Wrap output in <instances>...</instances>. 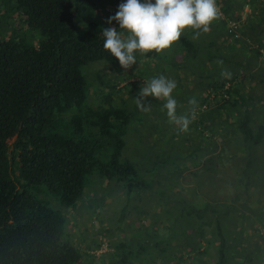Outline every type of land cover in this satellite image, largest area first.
Here are the masks:
<instances>
[{"label": "trees", "instance_id": "obj_1", "mask_svg": "<svg viewBox=\"0 0 264 264\" xmlns=\"http://www.w3.org/2000/svg\"><path fill=\"white\" fill-rule=\"evenodd\" d=\"M115 1L4 0L2 4L6 19L16 20L20 26H0V264H83L91 254L89 247L81 248L71 239L61 208L75 207L95 170L107 180H115L128 197L138 189L151 187V180L140 176L129 157H122L130 111L114 106L116 96L112 93L96 108L85 104L89 86L83 66L103 60L116 64L119 72L124 69L103 47L104 28L122 30L115 20L107 23L118 10ZM255 1L247 0L248 4ZM216 2L227 33L238 39L241 28L237 37L228 32L229 20L240 22L230 14L231 0ZM180 41L190 46L186 38ZM260 53L257 44L253 54L259 57ZM255 60L246 58L249 64L243 72L251 66L260 67L253 64ZM119 77L123 79L113 83L117 90L125 87H119L125 78ZM233 81L231 76L210 84L212 91L198 100L195 127L189 119L195 106L185 115L191 131L197 133L195 152L207 153L210 147L199 142L211 138L222 156L239 163L233 171L234 195L223 202L227 199L210 201L204 194V207L196 208L183 192L169 191L167 199L173 204L169 203L166 213L154 214L153 234L138 231L130 235L133 243L138 236L152 238L149 245L139 244L138 250L146 251L145 245L150 248L151 258L139 264H185L183 260L173 261L183 259L184 254L193 258L192 264H201L202 255L209 249L217 257L214 264H226L228 238L224 228L232 213L249 211L264 227V167L256 155L264 145V98L245 90L248 97L244 100ZM215 135L222 138L220 144ZM162 190L155 191L158 198L164 196ZM241 216L249 217L245 213ZM157 223L166 233H160ZM208 227L213 230L206 233ZM104 231L112 234L108 228ZM109 245L115 252L107 264L135 263L127 261L132 251L123 250L124 242ZM99 246L100 242L95 244V248ZM262 248L264 241L257 251Z\"/></svg>", "mask_w": 264, "mask_h": 264}, {"label": "rangeland", "instance_id": "obj_2", "mask_svg": "<svg viewBox=\"0 0 264 264\" xmlns=\"http://www.w3.org/2000/svg\"><path fill=\"white\" fill-rule=\"evenodd\" d=\"M3 2L4 0H0V19L3 20L0 26L12 23L19 27L20 23L16 20L10 22L6 19L7 15L2 6ZM215 24L216 32H219L220 35H226L224 23ZM125 34L128 35V32L125 31ZM177 44L180 43L177 42ZM136 56L144 62L149 59L147 53L143 55L136 53ZM150 61L156 64L153 69L158 73L154 76L149 74L150 70L148 68L143 69L140 76L137 72H131V67L119 72L116 70V64L103 60L91 61L82 68V73L89 86L86 105L96 108L102 105L101 101H103L104 96L112 93L116 96L113 105L130 111L129 124L124 136L126 146L122 150V157H129L128 160L137 167L140 176L151 180L149 189H138L128 197L125 194V189L115 180H107L95 170L90 175L92 182L87 185L83 198L75 207L71 210L61 208L68 221L67 230L71 234V239L81 248L86 249L89 247L88 253L91 254L82 261L83 264H107L112 259L111 253L115 252L113 247H110V242L113 244L117 242L125 243L126 246L123 250L132 251L127 258L129 262L139 264L143 260H151L149 256L150 248L146 245L150 244L149 239L152 238H139L138 236L133 243L134 239L130 235L133 232L138 234V231L139 233L144 231V233H148V236L153 234L151 231L154 226V214L156 212L166 213L169 203L170 205L173 204L167 199V194L171 190L172 192L177 190L180 193L183 192L185 197L189 199L187 200L188 203L191 199L192 205L196 208L204 207L207 197L210 201L216 198H226L227 200H223L224 202L234 195L233 171L239 163H235L233 158L222 156L218 149L213 147L215 144L211 138L205 142H199L202 145L205 144L206 147H210L207 153L195 152L194 144L197 140V133L191 131V126L195 127L197 123L199 108L197 107L198 101L195 105H192L189 100L195 97L196 89L189 90L185 85L177 84V88L172 93L178 101L176 108L178 117H186L185 114L195 106L191 110L192 116L189 117L192 125L188 124L186 130L181 124H177L168 118L167 111L163 107L166 101L162 99L148 97L150 111L147 112H143L137 107L135 100L139 90L145 86L139 80L146 79L145 83H148L154 77L164 76L163 73H159L158 68L164 61L172 65L168 71L170 76L179 65L178 55L174 48L161 51L156 58ZM255 73L254 79H257V81L264 80V76H261L262 71ZM125 75H128L126 77L133 75V77H138V80L126 82L127 84L121 90L114 89L113 83L122 80L123 78L119 76L124 77ZM117 92L120 93L116 95ZM242 93L245 100L248 97L247 91L243 90ZM249 93L252 95L258 94L264 98V83L259 85L257 89L250 90ZM126 95L127 97H125ZM261 116L262 114L259 117ZM259 117H257L258 120ZM222 129L224 127L221 125L220 130L222 131ZM227 130H230V128H227ZM215 140L219 144L223 141L217 135H215ZM155 142L156 147L151 148V146H155ZM256 155L259 164L264 167V145L258 148ZM198 160L199 163H196ZM155 165L158 166L155 167ZM158 189H165L162 190L163 193L165 192L162 198H158V195H156L155 191ZM46 193L51 195L48 191ZM229 195L231 198H227ZM53 205L59 207L55 201ZM122 213H124L123 218H121ZM241 213H245L249 217L247 219L242 218ZM225 222L227 224L224 228V235L228 238L226 264H264V248L260 249V253L257 251V246L259 248L264 241L263 223L244 209L232 213ZM156 226H158L161 234L166 233L160 223H157ZM104 228H108L112 234H105ZM139 228L141 229L139 230ZM208 228L206 233L213 230L212 227ZM108 238H110V241ZM99 242L100 246L95 248V244L99 245ZM140 243L146 244L144 246L146 251H143V248L139 249L140 251L138 250ZM129 244L132 245L129 246ZM135 253L139 254L138 257H135ZM184 255L183 259H173V261L181 263L183 260L182 262L185 264H192L193 258ZM152 258H154V255ZM115 260L120 261L119 257ZM215 260H217L215 252L209 249L208 254L202 255L200 263L208 264L210 262V264H214Z\"/></svg>", "mask_w": 264, "mask_h": 264}, {"label": "clouds", "instance_id": "obj_3", "mask_svg": "<svg viewBox=\"0 0 264 264\" xmlns=\"http://www.w3.org/2000/svg\"><path fill=\"white\" fill-rule=\"evenodd\" d=\"M220 15L216 0H155L154 3L153 0H125L107 23L115 20L128 35L125 37L115 26L104 28L103 47L122 68L128 69L137 63L136 53L143 55L152 50L159 53L169 49L185 30L208 32L210 24ZM221 75L230 77L231 73L225 70ZM176 88L174 80L163 75L154 77L139 90L135 103L141 111L147 112L150 111L148 97L166 101L163 107L168 118L186 130L189 119L176 115L178 101L172 95ZM189 103L195 105L196 98H191Z\"/></svg>", "mask_w": 264, "mask_h": 264}, {"label": "crops", "instance_id": "obj_4", "mask_svg": "<svg viewBox=\"0 0 264 264\" xmlns=\"http://www.w3.org/2000/svg\"><path fill=\"white\" fill-rule=\"evenodd\" d=\"M115 2L120 4L125 0H116ZM154 2L155 0H153ZM231 3L230 14L232 13L240 20L241 29L238 39L229 36L226 31V23L218 18L210 24L208 32L185 30L181 37L186 38L190 46L181 43L180 40L178 41L180 44L173 43L170 48L176 49L179 65L171 76L168 74L172 66L171 63L164 61L158 67L159 73H163L165 77L174 80L178 85H185L189 90L196 89L195 98L197 101L203 94L212 91L210 84L218 83L222 78L229 79L233 76V82L242 91L257 89L259 85L264 83V80L257 81L253 78L257 71H262L261 76H264V0H256L249 4L247 0H231ZM220 17H223L222 13ZM219 22L224 23L226 35H220L219 32H216L215 23L219 24ZM120 32L125 37L127 36L125 30L122 29ZM257 44L260 45L261 51L259 57H255L253 54L254 47ZM157 54L155 50L150 51L148 54L149 59L145 62L136 56L137 63L131 66V72H137L140 76L141 71L148 68L150 70L149 74L152 76L157 74L158 72L153 69L156 64L150 61L156 58ZM246 58H257L256 63L253 64L260 67L250 65L251 67L243 72L244 67L249 64L245 63ZM220 61L223 63H219ZM225 70L231 73L230 77L221 75L222 71ZM126 76L128 75L124 76L126 79L124 78V81L120 82L119 87L138 80V77H133V75L131 77ZM139 81L146 86V79H140ZM262 101L264 102V100ZM250 106H252V103H250Z\"/></svg>", "mask_w": 264, "mask_h": 264}, {"label": "built area", "instance_id": "obj_5", "mask_svg": "<svg viewBox=\"0 0 264 264\" xmlns=\"http://www.w3.org/2000/svg\"><path fill=\"white\" fill-rule=\"evenodd\" d=\"M240 28V22L237 20L228 21V32L231 33V36L237 37L239 35L238 31Z\"/></svg>", "mask_w": 264, "mask_h": 264}]
</instances>
